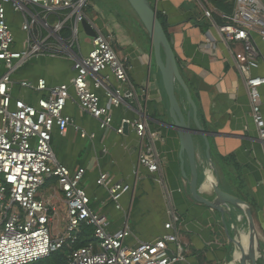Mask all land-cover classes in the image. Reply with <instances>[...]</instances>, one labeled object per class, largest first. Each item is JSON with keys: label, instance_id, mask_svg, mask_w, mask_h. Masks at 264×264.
<instances>
[{"label": "crops", "instance_id": "obj_1", "mask_svg": "<svg viewBox=\"0 0 264 264\" xmlns=\"http://www.w3.org/2000/svg\"><path fill=\"white\" fill-rule=\"evenodd\" d=\"M149 1L167 20L168 34L175 41V52L183 77L197 103L201 125L208 132L221 135L210 138L212 158L219 171L221 188L244 200L249 198L256 204L255 224L264 256V148L254 130L248 94L236 69V62L246 59L243 46L226 45L213 26L203 33L199 23L208 22L203 18L197 0ZM5 8L16 39L15 48L21 50L25 39L22 31L24 17L14 11L11 3H6ZM86 13L103 32L112 36L118 55L128 59L129 76L138 90L143 114L151 129L160 137L158 148L166 160L171 203L182 219L180 243L187 251L189 264H243L253 251L243 215L233 207L217 212L191 198L188 182L182 174L180 139L177 132L168 126L172 122L167 99L144 27L136 15L107 13L94 3L89 5ZM50 18L53 22L59 16ZM80 43L85 55L90 52V38H81L80 35ZM260 48L264 54V46L260 44ZM260 65L256 74L264 76V62ZM4 73V65L0 62V78ZM74 74L73 62L68 58L43 56L31 59L13 75V97L37 105L40 99L49 96V91L31 92L22 88L21 82L37 83L44 79L48 89H53L68 84ZM103 76H109L111 83L115 84L110 71H106ZM178 93L187 116L191 110L186 96L180 88ZM137 111L138 106L131 102L116 109L114 128H119L124 119L139 118ZM65 115L80 132L69 127L66 134H61L55 128L52 141L55 158L72 172L86 170L82 185L91 198V207L107 216L108 231L116 233L127 225L131 236L126 245L130 247L167 235L169 232L165 224L169 222L170 202L163 188L155 183L154 177L139 166L140 144L136 132L129 129L124 135L115 130L106 134L101 130L100 123L82 112L74 101L68 102ZM82 132L87 135L85 138ZM205 150V143L199 137V186L203 195L210 198L216 176ZM230 156H235L241 165L245 182L242 189L233 185L226 174V165L221 162L222 158ZM186 171L189 175L188 166ZM101 174H108L111 184L122 182L131 186V191L120 202V210L109 200L107 190L98 185ZM56 191V182L51 180L42 189L41 195L52 199L57 208H61L59 217L63 222L66 219V206ZM59 231L58 224L55 233ZM170 247L176 250L177 246L172 244ZM256 264H264V260H258Z\"/></svg>", "mask_w": 264, "mask_h": 264}, {"label": "built area", "instance_id": "obj_2", "mask_svg": "<svg viewBox=\"0 0 264 264\" xmlns=\"http://www.w3.org/2000/svg\"><path fill=\"white\" fill-rule=\"evenodd\" d=\"M197 1L203 18L226 45L243 46L246 59L237 61L236 69L248 94L254 130L264 148V76L256 74L264 62L260 48V44L264 46V0H235L233 15L225 25L215 22L211 0ZM6 3L24 17L21 50L15 48ZM88 7V0H0V62L5 68L0 78V264H35L44 260L76 242L83 227L94 229V242L72 252L68 264H189L187 251L180 243L182 219L171 203L166 160L158 148L160 137L143 114L138 90L129 76L128 59L118 55L112 36L88 17ZM53 15L59 18L52 22ZM83 21L96 32L86 55L80 43ZM43 56L71 60L74 77L53 89H48L44 79L21 82V87L31 92L49 91V96L37 105L14 98V73L31 59ZM106 71H110L115 84L109 76H103ZM70 101L97 120L106 134L115 130L124 135L126 125L136 132L139 166L154 177L170 202L167 235L136 247L127 246L130 228L126 225L116 233L109 232L107 216L91 207V198L82 185L86 170L72 172L57 162L52 148L55 128L61 134H66L69 127L80 132L65 115ZM127 102L138 106L139 118L124 119L115 129L114 111ZM86 136L82 132V137ZM51 180L56 182V195L66 206L63 233L54 232L60 224L59 209L52 199L41 195ZM98 185L107 190L109 200L119 210L123 196L131 191L129 184H111L108 174H101ZM172 244L176 250L171 249Z\"/></svg>", "mask_w": 264, "mask_h": 264}, {"label": "water", "instance_id": "obj_3", "mask_svg": "<svg viewBox=\"0 0 264 264\" xmlns=\"http://www.w3.org/2000/svg\"><path fill=\"white\" fill-rule=\"evenodd\" d=\"M136 14L140 24L144 27L153 53L157 72L160 74L163 89L166 95L168 112L171 124L168 126L175 130L180 139L181 165L184 179L188 182L189 192L193 201L211 208L214 211H222L233 207L238 210L246 220L253 251L243 264H256L258 260H264L262 242L255 224V216L252 207L239 197L225 192L221 188L219 171L212 158V146L210 138L221 136L208 132L199 120V110L191 89L185 81L180 63L175 52V41L170 38L163 24L159 20V13L149 0H125ZM82 31L89 37L95 38L96 32L87 21L81 24ZM179 88L184 92L191 112L185 116L178 96ZM193 115V116H192ZM193 119V124H192ZM129 127L125 126V133ZM205 143L206 158L216 176L215 188L212 196L203 195L199 186L198 169V138ZM189 167V175L186 167Z\"/></svg>", "mask_w": 264, "mask_h": 264}, {"label": "trees", "instance_id": "obj_4", "mask_svg": "<svg viewBox=\"0 0 264 264\" xmlns=\"http://www.w3.org/2000/svg\"><path fill=\"white\" fill-rule=\"evenodd\" d=\"M88 3L89 5L92 3L98 4L105 12L114 13L118 16L127 15V14L136 15L131 7L130 9L132 13L129 11V9L126 8V4L124 5L125 0H88ZM211 4L213 8L216 10L213 13L215 22L218 25L227 24L229 22V19L233 15L235 9V0H211ZM158 16L166 32L168 33L166 18L160 14ZM199 27L203 33H206L210 29L211 25L209 23L204 22L201 24L199 23ZM221 162L226 165V169H227L226 174L229 177V179H231L233 185L241 189L244 188L245 182L241 174L242 168L239 162L236 160L235 156L222 158ZM244 201L247 202L252 207L253 213L255 214L257 210L256 204L252 202L249 198H247ZM92 242H94V229L91 227H83L81 233L78 235V239L76 242L65 246L63 249L55 253H52L46 259L41 260L35 264H68V260L72 252L85 248L88 245H90Z\"/></svg>", "mask_w": 264, "mask_h": 264}, {"label": "rangeland", "instance_id": "obj_5", "mask_svg": "<svg viewBox=\"0 0 264 264\" xmlns=\"http://www.w3.org/2000/svg\"><path fill=\"white\" fill-rule=\"evenodd\" d=\"M126 4V8L127 9H129V11L132 13V11H131V9H130V6L125 2L124 3V5ZM204 19H206V18H204ZM206 21L209 23V21L206 19ZM210 24V23H209ZM86 38V39H89V37H87L86 35H84L83 33H81V38ZM86 51V50H85ZM66 210V209H65ZM59 212L61 213V208H59ZM59 219V218H58ZM58 219H56V222H57V220ZM60 221V224H59V230H61V232L63 233L64 232V230H65V228H66V222L65 221H63V222H61V220H59ZM55 226V225H54ZM54 228V227H53ZM53 230V229H52ZM54 232H55V228H54ZM260 237V236H259ZM261 239V238H260Z\"/></svg>", "mask_w": 264, "mask_h": 264}, {"label": "bare ground", "instance_id": "obj_6", "mask_svg": "<svg viewBox=\"0 0 264 264\" xmlns=\"http://www.w3.org/2000/svg\"><path fill=\"white\" fill-rule=\"evenodd\" d=\"M214 188V187H213ZM247 240H248V236H247ZM239 244V243H238ZM245 252V251H244ZM246 252H247V250H246ZM247 254V253H246ZM236 256H238V255H236ZM242 256V255H241ZM242 259V258H241Z\"/></svg>", "mask_w": 264, "mask_h": 264}]
</instances>
